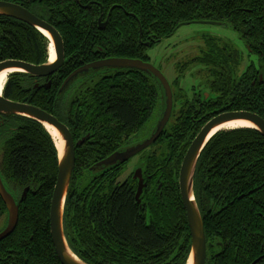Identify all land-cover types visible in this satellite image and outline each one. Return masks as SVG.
<instances>
[{"label": "trees", "instance_id": "1", "mask_svg": "<svg viewBox=\"0 0 264 264\" xmlns=\"http://www.w3.org/2000/svg\"><path fill=\"white\" fill-rule=\"evenodd\" d=\"M6 1L20 6L29 2L36 15L56 23L64 38L66 62L49 90L26 91L18 79H9L4 92L14 102L56 116L70 129L75 142L86 139L76 147L65 205L64 229L71 250L87 264H187L192 239L179 187L181 165L206 124L198 121L213 105L264 119V79H259L264 78V0ZM90 3V8L81 7ZM101 7L103 22H108L103 31L98 23ZM196 22L228 23L258 56L259 67L252 65L238 74L240 53L228 43L206 39L201 56L191 63L207 69L214 97L205 101L198 114L199 102L193 100L189 105L174 94L171 122L140 159L144 179H151L146 180L148 187L139 203L133 173L120 182L128 163L100 173L91 169L122 149L149 123L161 99L158 83L140 71L118 70L106 72L87 88L99 74L84 78L68 104L64 103L65 93L82 79L63 94L59 91L74 71L94 62L115 58L150 62L147 43L153 48L184 23ZM48 44L36 29L0 15V62L14 59L45 64ZM13 76L31 79L25 74ZM178 83L179 79L172 85ZM9 120L7 125L12 123L14 130L0 173L18 202L19 222L14 233L0 242V264H62L50 225L59 165L56 147L36 121ZM194 191L207 245L219 241L215 236L225 244L226 253L216 258L209 247L207 261L254 263L264 245V136L254 129L217 133L198 162ZM6 214L0 197V219Z\"/></svg>", "mask_w": 264, "mask_h": 264}, {"label": "water", "instance_id": "2", "mask_svg": "<svg viewBox=\"0 0 264 264\" xmlns=\"http://www.w3.org/2000/svg\"><path fill=\"white\" fill-rule=\"evenodd\" d=\"M0 15L11 17L36 28L41 33L50 35L55 52L56 61L45 65H32L25 62L8 61L0 64V74L8 70H19L17 73L28 74L32 77L47 78L57 73L65 62L63 39L60 33L47 22L37 18L28 10L7 2L0 1ZM211 24H220L216 22H202ZM190 23H185L187 25ZM46 36V35H45ZM118 70H136L147 74L153 78L159 85L161 98L163 101V110L160 120L153 134L144 142L132 146L123 147L119 151L113 153L108 158L97 163L91 171L100 173L116 166H122L130 162L133 158L143 154L149 150L163 135L165 129L170 123L174 111V95L170 82L156 69L151 63H144L141 60L130 59H107L85 65L74 71L63 83L59 93L63 94L67 89L80 79L89 76ZM13 74V73H12ZM4 92V91H3ZM0 94V115L4 117H23L31 119L44 127L48 134L52 137L46 126H51L60 134L65 145L62 151L59 150L55 140L52 137L56 147L59 165L57 183L54 189L50 210L51 236L58 258L62 264H87L83 262L70 248L64 229V213L67 196L72 183V178L76 165V147L84 144L86 139L75 142L70 129L62 123L56 116L32 105L16 103L7 100L4 95ZM243 121L250 123L264 136V119L259 115L250 112H233L222 114L210 122L200 131L197 137L189 147L181 165L179 174V187L181 198L191 232L192 247L187 264L192 258V264H206L207 261V240L202 215L195 198V174L200 157L209 141L217 134L213 132L219 127L230 122ZM1 126V123H0ZM236 130V129H235ZM223 131V130H222ZM221 132V131H219ZM218 132V133H219ZM133 179L138 181L137 200L141 203V196L146 188L144 183L143 167L137 166L133 172ZM28 189L23 193L26 197ZM0 197L2 198L7 214V224L0 232V242L10 237L16 230L19 222V205L17 200L8 191L2 175L0 173Z\"/></svg>", "mask_w": 264, "mask_h": 264}, {"label": "rangeland", "instance_id": "3", "mask_svg": "<svg viewBox=\"0 0 264 264\" xmlns=\"http://www.w3.org/2000/svg\"><path fill=\"white\" fill-rule=\"evenodd\" d=\"M185 24V23H184ZM182 25L176 33L167 39H164L160 44L154 48H150L147 55L150 57V63L166 77L170 82L173 90V95L179 94L186 97H191L194 93L205 92L206 79H211L208 76L207 69L199 64H192V60L201 55L205 47V41L208 38L217 39L228 43L235 47L240 53L241 65L238 74L243 73L251 64L259 67V58L257 55L249 52L245 42L240 38V35L228 24H211V23H190ZM189 64L182 72L181 67ZM182 72V73H181ZM106 73H101L96 79H91L92 82L87 84L84 88L91 87L94 83L100 80V77ZM182 74L180 82V90L172 85L174 80ZM11 76V75H10ZM9 76V77H10ZM82 80L76 83L75 87L69 92L65 93V104L70 103L74 98L77 88L82 84ZM175 104V103H174ZM178 104V103H177ZM176 104V107L178 105ZM163 101L160 99L154 116L149 123L141 130L132 140H130L124 147H132L147 140L154 132L163 110ZM177 114V113H176ZM171 122V120H170ZM228 127V126H226ZM223 131H230L225 129ZM7 137L0 138V160L3 155V150ZM144 154L133 158L125 168L123 175L120 177V182H124L134 171L137 166L140 167V159ZM7 217L0 219V232L7 224Z\"/></svg>", "mask_w": 264, "mask_h": 264}, {"label": "flooded vegetation", "instance_id": "4", "mask_svg": "<svg viewBox=\"0 0 264 264\" xmlns=\"http://www.w3.org/2000/svg\"><path fill=\"white\" fill-rule=\"evenodd\" d=\"M0 1H3V2H7V3H11V4H15V5H18V4H16V3H12L11 1H6V0H0ZM26 3V2H25ZM29 3V2H28ZM28 3H26V4H23V5H18V6H20V7H22V8H24V9H26V10H28L29 12H31L33 15H35L37 18H39V19H41V20H43V21H45V22H47L48 24H50L52 27H54L59 33H60V35H61V37H62V39H63V45H64V54H65V62H66V53H65V42H64V38H63V36H62V33H61V31L58 29V27L56 26V23H52V22H50V21H47V20H45V19H43V18H41V17H39L38 15H36L35 13H34V9L32 8V6H30ZM93 3H90L89 5H86V6H81L83 9H87V8H90V6L92 5ZM93 6V5H92ZM101 9H102V11H101V15H100V17H99V19H98V23H99V27H100V30L101 31H103V30H105L106 29V27H107V25H108V22L106 21V22H103V19H104V14H103V8L101 7ZM5 18H8V19H12V20H15V21H18V22H21V23H24V24H26L25 22H22V21H20V20H17V19H14V18H11V17H5ZM3 21H4V19H3ZM221 24V23H220ZM26 25H28V24H26ZM28 26H30V25H28ZM30 27H32V26H30ZM32 28H34V27H32ZM34 29H36V28H34ZM37 30V29H36ZM6 32H7V30H5ZM41 35H43L47 40H48V42H49V44H48V56H49V59H48V62L47 63H45V64H48V63H50V53H49V47H50V45L52 44V42H51V40H50V38L48 37V36H45V34H43V33H41L39 30H37ZM241 38V37H240ZM242 39V38H241ZM217 40V39H216ZM243 40V39H242ZM218 41H220V40H218ZM244 41V40H243ZM220 42H222V43H224L223 41H220ZM245 42V41H244ZM246 44V43H245ZM146 46L150 49L151 47H150V44H146ZM155 47V46H154ZM153 47V48H154ZM205 47H206V44H205ZM205 47H204V49H205ZM246 47L248 48V50H249V52L251 53V50H250V48L246 45ZM233 48L235 49V47L233 46ZM203 49V50H204ZM202 53V52H201ZM253 54V53H252ZM201 56V55H200ZM196 59V58H195ZM130 60H133V59H130ZM194 60V59H193ZM192 60V61H193ZM8 61H17V62H25V63H29V64H32V65H36V64H33V63H30V62H26V61H21V60H14V59H8V60H4V61H1L0 62V64H2V63H5V62H8ZM65 62H64V65H65ZM145 63V62H144ZM148 63H150V62H148ZM45 64H41V65H45ZM195 64V63H194ZM63 65V66H64ZM253 64H251L250 66H252ZM37 66H40V65H37ZM63 66H62V68H63ZM249 66V67H250ZM188 67V64H186V65H184V66H182L181 67V70H182V72L184 71V69H186ZM248 67V68H249ZM61 68V69H62ZM247 68V69H248ZM60 69V70H61ZM246 69V70H247ZM59 70V71H60ZM246 70L244 71V72H246ZM59 71L57 72V73H55L53 76H50V77H47V78H37V77H32L31 76V79H28V78H24V77H21V76H13L14 74H12L8 79H18V81L21 83V85L23 86V87H25L26 88V91L28 90V91H30V90H33V91H41V90H43V89H47V90H49L51 87H52V81H53V79H55V77H57V76H59ZM181 72V73H182ZM243 72V73H244ZM243 73H241V74H243ZM25 75H28V74H25ZM181 77H182V74H180V76L178 77V78H176L175 80H174V83H175V81L177 80V79H179V83H178V86L176 87V85H175V87L176 88H178L179 90H180V82H181ZM259 79H264L263 78V76L261 75L260 77H259ZM209 81H210V79H206V81H205V88L208 90V92H207V94L205 93V92H198V93H194L191 97H186V96H182V95H180L179 94V97H181L182 98V101L185 103V102H189V105L191 104L190 102H192L193 100H196L197 102H199L198 103V107H199V111H198V114H200V113H202V108L204 107V105H205V101H207V100H209V99H213V97L214 96H212V94H211V92H210V89H209V85H208V83H209ZM173 84V83H172ZM30 94H33V93H30ZM3 95H4V97L7 99V100H10L9 98H7V92H3ZM205 99V100H204ZM10 101H12V100H10ZM14 102V101H13ZM16 103H20V102H16ZM23 104H25V103H23ZM29 105V104H28ZM178 106H179V103L177 104ZM233 112H246V111H234V110H231L230 109V107H228V106H223V107H221V106H219L218 104L216 105H213V108L210 110V111H208L207 113H205L201 118H200V120L198 121V122H201L202 120L203 121H206V124L208 123V122H210L211 120H213L214 118H216V117H218V116H220V115H222V114H225V113H233ZM9 118H11V117H4V116H2V115H0V123H1V126H0V138H4V137H7L8 136V138L6 139V142H5V146H4V150H3V155H2V157L4 156V152L5 151H7V149H6V146H7V141L11 138V136H12V133H13V131L12 130H14V128H13V126H12V123H11V125H7V124H10V120H9ZM205 124V125H206ZM205 125L202 127V129L205 127ZM201 129V130H202ZM192 144V143H191ZM1 160H2V158H1ZM0 160V163L2 162ZM133 176H134V173H133V175H132V178H133ZM147 179H151V177L149 176V177H147V178H145L144 179V183L146 184V180ZM134 180V179H133ZM134 182H136V184L138 185V181L137 180H134ZM146 186H147V184H146ZM148 187V186H147ZM146 187V188H147ZM145 188V189H146ZM26 189H28V192H29V187L28 188H26ZM144 189V190H145ZM137 193H138V188H137V192H136V199H137ZM143 193H144V191H143ZM143 193H142V195H143ZM2 199V198H1ZM138 201V200H137ZM201 213V212H200ZM218 213H221V211H218ZM201 215H202V213H201ZM202 218H203V215H202ZM203 221H204V219H203ZM204 227H205V223H204ZM218 234H223L222 232H218ZM220 235V236H221ZM210 237V236H209ZM215 239H219V241H217L215 244H213L212 242H209L208 243V247H207V256H208V248L210 249V250H212V251H214L215 252V258H216V256L218 257V256H220L221 254L223 255V253H226L224 250H225V244L222 242L223 241V239L222 238H219V236H215L214 237ZM222 239V241H220ZM206 240H207V237H206ZM234 243H235V245H237V241L235 240L234 241ZM223 248V250H221V252L219 251L220 249H222ZM262 252H263V254L258 258V259H256L255 261H254V263H252V264H260L259 262L261 261V260H263V263L262 264H264V245H262ZM230 254L232 253V252H229ZM236 256H238V253H236ZM212 258H214V257H212ZM211 258V259H212ZM206 264H211V262L208 260V261H206Z\"/></svg>", "mask_w": 264, "mask_h": 264}, {"label": "bare ground", "instance_id": "5", "mask_svg": "<svg viewBox=\"0 0 264 264\" xmlns=\"http://www.w3.org/2000/svg\"><path fill=\"white\" fill-rule=\"evenodd\" d=\"M44 34L46 36H48L52 42V44L49 47V53H50V62L53 63L56 61V58H57L55 48H54V44H53V41H52L50 35L47 33H44ZM17 72H19V70L15 69V70L4 71L0 74V94H2V92L4 91V87L7 83V80L9 78L10 74L17 73ZM226 126H228V127H226ZM46 128L50 132V134L52 135L53 139L55 140L59 150L62 151V148H64L65 143L62 140L58 131H56L51 126H46ZM253 128H254V126L250 123L243 122V121H235V122H230L228 124H225V125L219 127L217 130H215L213 132L212 136L215 135L216 133H218L219 131H222L225 129L235 130V129H253ZM189 264H192V258L190 259Z\"/></svg>", "mask_w": 264, "mask_h": 264}]
</instances>
